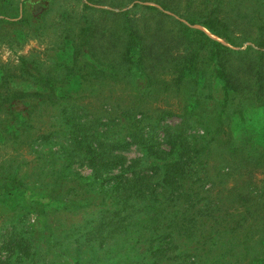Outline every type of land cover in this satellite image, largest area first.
I'll return each mask as SVG.
<instances>
[{
    "label": "trees",
    "instance_id": "trees-1",
    "mask_svg": "<svg viewBox=\"0 0 264 264\" xmlns=\"http://www.w3.org/2000/svg\"><path fill=\"white\" fill-rule=\"evenodd\" d=\"M102 1L88 0L92 5L85 4L84 7L90 13L79 15L74 31L70 27L66 29L61 41L63 50L71 55L69 62L56 60L57 66L50 68L43 67L39 61L28 65L31 62L20 57L19 75L0 72V111L8 115L0 118V132L4 137L9 135L17 140L20 130L21 134L29 131L34 120L43 115L37 111L47 108L53 114L57 112L56 120L61 121L59 130H70L74 151L88 161L95 173L123 160L114 150L130 142L141 144L156 159L151 168L160 172L158 184L165 190L173 184V188L180 191L178 197L184 200L183 213L176 217V225L184 232L192 230L193 224L186 225V222H196L195 218L205 208L209 210L208 217L218 225L226 220V215L236 217L231 222L235 229L244 228L240 229L242 232L237 233L235 239L233 232H214L220 237L216 244L228 248V255L235 258V264H264V12L255 25L256 37H233L231 22L234 18H227L222 13L223 0H202L196 6L193 1L185 0L181 9L185 13H181L180 3L176 0H137L152 1L162 8L150 7L158 17L155 35L161 34L163 18L174 22V28L167 30L165 40L159 43L161 50L156 54L155 45L147 43V34L151 30L146 20L151 16L137 17L123 8L135 0L114 4L111 6L114 9L95 6L102 5L98 3ZM6 2L0 0V30L6 24L16 23L33 30L40 27L30 20V0L18 2L13 7L12 1H9L10 5ZM94 14L112 18L114 24L106 30L99 29ZM171 14L179 18H173ZM139 21H144L145 33L138 29ZM102 38L104 41L100 44ZM246 41L254 46L241 48ZM114 48L119 50L113 51ZM159 65L164 71L158 74L156 68ZM64 68L65 72L62 71ZM10 76L22 79L27 76L43 89H18L15 79ZM71 78L79 81L123 80L130 91L125 102L111 104L104 110L106 121L95 115L92 120L82 121L89 116L88 110L70 103L67 99L72 95L62 88ZM166 92L181 94L184 98L176 110L169 106L157 107L150 102L152 97ZM113 113L115 115L111 116ZM76 114L80 116L74 117ZM168 116H179L183 121L190 118L205 129V134L199 140H191L184 136L183 130L168 133L170 147L161 149L153 135H146L143 130L146 126L154 130L158 122ZM13 120L15 123L11 124ZM50 126L57 128L55 122ZM192 155L200 164L218 158L219 164L242 173L240 184L227 189L231 193L226 197L231 198L229 202L219 193L217 202L208 198L207 203L202 204L201 199L193 197L192 185H184L185 165ZM254 174H260L262 178L258 179ZM7 179L16 186V176L9 173ZM145 179L151 177L134 172L127 178L134 185L139 183L136 191L143 195L151 190L147 188V180L143 183ZM236 203L239 208L233 207ZM228 209L241 210L237 216L227 212ZM184 211L192 212L191 216H186ZM251 217L254 222L248 221ZM245 222L247 227H243ZM195 237L197 246L201 247L210 242L214 234L201 233ZM190 241L193 242L190 238L184 240L187 245Z\"/></svg>",
    "mask_w": 264,
    "mask_h": 264
},
{
    "label": "rangeland",
    "instance_id": "rangeland-1",
    "mask_svg": "<svg viewBox=\"0 0 264 264\" xmlns=\"http://www.w3.org/2000/svg\"><path fill=\"white\" fill-rule=\"evenodd\" d=\"M9 1L13 7L25 0H7V5H10ZM103 1L98 2L102 5L95 6L114 9L112 5L123 4L126 0ZM176 1L180 3L181 13H185L181 10L185 0ZM190 1L196 6L202 0ZM223 1L222 13L227 18H234L231 22L233 37H256L255 25L263 15L264 0ZM85 4L92 5L88 0H30V20L40 27L33 30L18 23L2 25L5 28L0 30V72L19 75L20 57L27 58L31 62L28 65L39 61L43 67L50 68L57 66L56 60L69 62L71 55L63 50L61 40L67 28L73 31L77 28L79 15L90 13ZM151 6L162 10L152 1L137 0L123 8L137 17L151 16L146 20L151 30L147 34V43L155 45L154 52L158 54L161 50L159 43L165 40L166 32L174 22L163 18L161 34L155 35L158 17ZM94 15L99 29L106 30L114 24L112 18ZM172 16L179 18L175 14ZM139 22L138 29L145 33L144 21ZM100 41L101 44L104 38ZM249 45L253 44L246 41L240 47ZM163 71L161 65L156 68L158 74ZM10 77L15 79L18 89H43L27 76H22L24 79ZM63 87L72 95L67 99L70 103L88 110L89 116L82 121L92 120L94 115L106 121L104 110H108L111 104L125 102L130 91L126 81L110 79L79 81L71 78ZM183 100L181 94L166 92L152 97L150 102L157 107L169 106L176 110ZM37 112L43 115L34 120L29 131L21 134L20 130L17 140L9 135L4 137L0 132V264H235V258L228 255V248L216 244L220 237L214 232H233L235 239L237 233L242 232L240 229H244L234 228L231 221L236 217L226 215V220L218 225L208 217L209 210L205 208L197 218L194 217L196 222H186V225L193 224V228L184 232L176 225V217L183 213L184 200L178 197L180 191L175 190L173 184H169L167 190L162 189L158 184L160 172L151 168L156 159L144 146L130 142L114 150L123 160L112 168L95 173L88 161L74 151L70 130H59L58 113L53 114L47 108ZM3 117L8 115L0 111V118ZM53 122L57 128L50 126ZM181 130L191 140H199L205 134L203 127L190 118L183 121L179 116H168L158 122L154 130L146 126L143 132L152 134L161 149L168 150V133ZM217 159L213 157L200 164L192 155L185 165L184 185H192L193 197L201 199L202 204L207 203L208 198L217 202L218 193L224 198L230 196L227 189L242 181V173L219 164ZM132 172L151 177L143 180V183L148 181L147 188L151 189L147 194L136 191L140 186L138 182L134 185L127 180L132 177ZM9 173L17 177L16 186L7 179ZM254 176L262 178L260 174ZM226 200L229 202L231 198ZM233 207L239 208V205L236 203ZM240 210L228 209L227 212L239 216ZM184 212L191 216L192 212ZM248 221L254 222L252 217ZM247 226L245 222L243 227ZM201 233H213L214 238L200 247L195 235ZM186 238L193 242L187 245Z\"/></svg>",
    "mask_w": 264,
    "mask_h": 264
}]
</instances>
